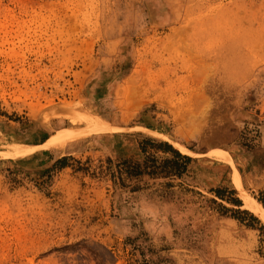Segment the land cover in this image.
Segmentation results:
<instances>
[{"label": "rangeland", "instance_id": "rangeland-1", "mask_svg": "<svg viewBox=\"0 0 264 264\" xmlns=\"http://www.w3.org/2000/svg\"><path fill=\"white\" fill-rule=\"evenodd\" d=\"M91 112L124 130L32 147ZM243 191L264 0H0V264H264Z\"/></svg>", "mask_w": 264, "mask_h": 264}, {"label": "bare ground", "instance_id": "bare-ground-1", "mask_svg": "<svg viewBox=\"0 0 264 264\" xmlns=\"http://www.w3.org/2000/svg\"><path fill=\"white\" fill-rule=\"evenodd\" d=\"M76 116V115H75ZM73 118V117H72ZM73 123H75L77 126L81 124H86L85 127H72V128H63L62 130H58V132L55 134V136L48 142L40 144V145H33L32 147L35 149H45V148H51L55 145H60L68 141L76 140L78 138H82L84 136L93 134V133H101L106 131H119L124 130V128L111 125L103 120L101 115L98 112H91L85 115V117H74ZM141 129V132H147L148 134H153L156 136V133L150 129H147V127L138 126ZM133 128V127H132ZM138 129V128H135ZM161 138H163L161 135H159ZM22 145V144H21ZM177 148H179L181 151L191 155L193 152L188 149L186 146L181 144H175ZM19 147V146H18ZM30 147V146H29ZM222 157L224 156L228 161L231 162V160L228 158V155L224 151H220L218 153ZM242 197L244 199L245 206L244 208H247L251 210L255 215L262 218L264 222V207L261 205L252 203L246 193L242 192Z\"/></svg>", "mask_w": 264, "mask_h": 264}, {"label": "trees", "instance_id": "trees-1", "mask_svg": "<svg viewBox=\"0 0 264 264\" xmlns=\"http://www.w3.org/2000/svg\"><path fill=\"white\" fill-rule=\"evenodd\" d=\"M165 146L167 145V147L166 148H171L172 150H174V152H176V153H178V154H180V152L176 149V148H173V146H171V144H169V143H167V142H165V143H163ZM180 155H182L183 157H185V158H190V156L189 155H187V154H180ZM231 200L234 202V203H236V204H240V200L238 199V198H231Z\"/></svg>", "mask_w": 264, "mask_h": 264}, {"label": "crops", "instance_id": "crops-1", "mask_svg": "<svg viewBox=\"0 0 264 264\" xmlns=\"http://www.w3.org/2000/svg\"><path fill=\"white\" fill-rule=\"evenodd\" d=\"M45 143V142H44Z\"/></svg>", "mask_w": 264, "mask_h": 264}]
</instances>
